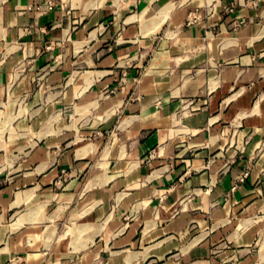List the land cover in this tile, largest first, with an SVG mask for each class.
<instances>
[{
  "label": "crops",
  "instance_id": "obj_1",
  "mask_svg": "<svg viewBox=\"0 0 264 264\" xmlns=\"http://www.w3.org/2000/svg\"><path fill=\"white\" fill-rule=\"evenodd\" d=\"M0 264H264V0H0Z\"/></svg>",
  "mask_w": 264,
  "mask_h": 264
},
{
  "label": "built area",
  "instance_id": "obj_2",
  "mask_svg": "<svg viewBox=\"0 0 264 264\" xmlns=\"http://www.w3.org/2000/svg\"><path fill=\"white\" fill-rule=\"evenodd\" d=\"M51 6H52V2H51V1H48V2H46V3L43 4V5H38V6H36V8L39 9V10H44V9L51 8ZM154 155H155V151H154V150H151V151L148 153V157H149V158L154 157ZM247 174H248V170H245V171L239 176V178H238L239 181H243ZM234 187H235V185L232 186V188H234Z\"/></svg>",
  "mask_w": 264,
  "mask_h": 264
}]
</instances>
